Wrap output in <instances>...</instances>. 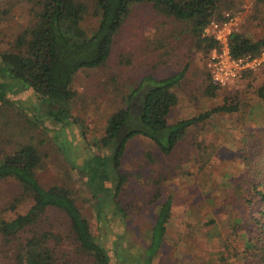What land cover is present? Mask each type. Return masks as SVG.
Listing matches in <instances>:
<instances>
[{
  "label": "rangeland",
  "instance_id": "1",
  "mask_svg": "<svg viewBox=\"0 0 264 264\" xmlns=\"http://www.w3.org/2000/svg\"><path fill=\"white\" fill-rule=\"evenodd\" d=\"M36 1L0 0V49L6 50L30 22ZM81 1L90 10L82 24L89 33L97 25L91 12L94 0ZM226 3L233 7L224 13L234 14L237 20L230 32L252 38L264 33V0H220L223 9ZM211 51L205 54L197 47L188 23L159 14L148 4H135L115 35L107 60L99 67L82 68L73 77L77 94L70 113L77 122L54 123L25 85L15 82L7 87L4 98L9 102H0V158L18 146H35L42 158L36 172L40 183H73L83 214L113 261L138 263L136 249L146 246L145 235L157 208L170 196L165 238L152 264H244L241 240H237L243 233L234 225L250 229L258 214L256 205L248 204L245 197L254 170L264 168V101L257 95L264 82V55L242 69L233 83L208 95L206 63ZM184 67V77L174 89L178 103L169 112L170 122L221 105L234 109L212 113L191 125L169 155L143 135L129 140L119 165L126 179L116 197L126 216L107 214L117 206L112 208L107 197L108 207L98 222L77 166L132 86L145 75L161 78ZM20 190L17 181L0 180L1 217L11 218L30 206L31 200L26 199L12 208ZM40 228L53 233L50 244L59 264H93L75 251L69 221L61 211L50 209ZM13 251L0 237V264H14Z\"/></svg>",
  "mask_w": 264,
  "mask_h": 264
},
{
  "label": "trees",
  "instance_id": "2",
  "mask_svg": "<svg viewBox=\"0 0 264 264\" xmlns=\"http://www.w3.org/2000/svg\"><path fill=\"white\" fill-rule=\"evenodd\" d=\"M142 3L150 5L159 14L188 23L197 47L205 54L217 42L211 37H203L202 30L212 20L225 19L224 11L233 7L232 3H226L223 9L220 0H94L91 12L97 18V25L87 33L82 24L90 10L83 1L37 0L30 22L16 34L6 50L0 49V102H9L4 98L7 87L17 82L31 90L52 122H77L70 113L71 101L77 94L73 89L75 73L82 68L99 67L107 60L115 35L126 22L132 7ZM228 47L233 58L260 56L264 51V33L252 38L234 31L229 35ZM184 74L185 67L161 78L145 75L132 86L124 96L122 106L108 115L102 135L93 142V149L77 166L88 187V198L96 208L98 222L103 220V211L108 207L107 197L112 208L113 204L117 205L107 214L126 216V210L116 197L126 179L119 165L129 140L143 135L164 155H169L191 125L212 113L234 109L221 105L170 122L169 112L178 103L174 89ZM208 80L205 92L213 95L218 86L211 81L210 75ZM257 95L264 101V82L257 88ZM41 160V153L31 144L18 146L0 158V180L13 179L21 188L13 199L12 208L16 203L31 200L25 212L11 218L0 216V237L4 245L14 250L13 263L59 264L50 244L53 233L40 228L47 212L55 209L67 217L69 235L79 255L93 264H125L122 259L111 260L108 250L95 236L78 204L73 183L62 181L49 186L40 183L36 172ZM155 195L158 196V192ZM245 201L256 205L258 214L252 219L250 229L244 231L240 223L234 225L243 233L240 239L237 238L241 240L239 253L244 264H264V168L261 166L254 170ZM171 207L170 196L159 204L155 220L145 235L146 246L136 249L139 260L138 263L131 261V264H152L165 238ZM120 247L118 241L114 252L118 254Z\"/></svg>",
  "mask_w": 264,
  "mask_h": 264
},
{
  "label": "built area",
  "instance_id": "3",
  "mask_svg": "<svg viewBox=\"0 0 264 264\" xmlns=\"http://www.w3.org/2000/svg\"><path fill=\"white\" fill-rule=\"evenodd\" d=\"M223 20H212L203 30L202 36L213 38L217 43L212 48L207 58V69L211 81L217 86H225L233 83L242 69L250 67L262 55L250 58L249 56L233 58L229 53L228 38L231 27L236 23L234 14L226 13ZM219 46V48H217Z\"/></svg>",
  "mask_w": 264,
  "mask_h": 264
}]
</instances>
